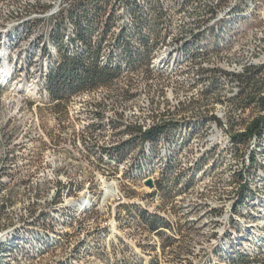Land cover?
<instances>
[{"label":"bare ground","instance_id":"6f19581e","mask_svg":"<svg viewBox=\"0 0 264 264\" xmlns=\"http://www.w3.org/2000/svg\"><path fill=\"white\" fill-rule=\"evenodd\" d=\"M8 1L4 0V3ZM191 11L193 9L188 8L182 13L168 14L159 36L153 41L154 48L141 68L135 71L123 69L120 76L107 86L60 99L73 111H62L63 102L50 98L47 86L48 75L62 61L52 39L54 25L34 27L32 17L8 24L4 21L6 26L0 27V37L12 30L6 36L7 45L12 50L17 48L15 53L20 51L22 54L21 67L26 66V58L32 55L33 49H38L37 61L40 57L46 60L40 69L35 68L39 69L40 76L32 69H25L18 76L22 82L25 74L29 77L24 89L20 90L21 96L35 92L37 102L59 106L58 120L66 124L68 115L74 130L61 131L56 136L42 129L37 122L32 130L29 125L28 130L19 136L11 132L0 134V264H40L46 258L43 256L48 257L63 248L70 252L87 251L95 244L90 245L91 239L97 236L108 239L104 230H88L89 223L96 221L101 212L109 215L110 211L117 220L115 209L119 205L130 206L135 214L132 218L137 236L127 247L130 252L162 254L177 248L187 231L201 234L202 228H208L207 240L186 264H236L237 260L264 264V134L260 138L259 135L251 138L247 145L235 138L245 132L247 124L259 113L253 107V116L244 128L235 133L232 130L246 113L247 107L235 103L240 100L243 79L252 69L264 67V62L255 63L253 56L256 52L248 53L246 47L240 49L258 27L254 24L258 20L257 13L215 16ZM61 14L51 15L59 17ZM124 24V20L119 22L112 33L117 35ZM0 43L2 45L3 41ZM231 48V53H223ZM0 53V90H8L4 86L10 80L7 68L13 66L15 54L8 51L6 45ZM236 53V61L243 60L246 64L241 72L236 64L233 68H222L217 63L220 57L224 61L225 56ZM36 66L37 63L32 68ZM136 77L146 83L154 79L167 80L172 82L176 96L187 92L198 98L201 96L207 103L214 99L211 105L226 106L228 112L225 119L214 118L197 114L199 106L192 112L193 109L186 111L179 105L174 108L175 113L172 110L167 113L166 104H163L166 102H160L161 97L149 92L143 94L140 87L134 86ZM21 84L18 82L10 88ZM104 92H108L106 100L111 101L118 112L109 114L108 105L101 98ZM118 92L122 93L115 94ZM147 96L151 97L148 98L150 101L147 103L146 98L142 102L141 97ZM129 111L130 115L133 114L131 121L123 115ZM152 127L167 130L156 140H143L146 129ZM68 141L73 151L62 148ZM58 155H65L91 178L78 176L68 180L67 174L62 172L59 176L66 181L60 180L58 187H48L45 191L49 186L45 173L49 171L50 158ZM84 155L95 160L90 162V168L79 157ZM107 168L116 170L118 176L130 184L146 183L153 177L157 186L151 188L145 199L164 202L163 193H168L171 195L168 207L159 209L147 201H129L124 192H121V200L127 201H118L115 207L113 196H107V189L100 188L98 183L100 175H107ZM239 174L242 178L238 177ZM94 178L96 185L91 183ZM123 185L124 182H117V189L124 190ZM25 192L32 195L31 201L22 198ZM151 217L164 220L165 226L146 232ZM77 222L81 224L74 235ZM180 225L179 237L177 226ZM110 235L117 238L112 229ZM149 236L156 241H145ZM163 238L172 245L165 246ZM108 240V247L116 246L117 239L115 242L112 237ZM99 249L95 251L102 250ZM63 263L56 260L50 264Z\"/></svg>","mask_w":264,"mask_h":264},{"label":"rangeland","instance_id":"374dc122","mask_svg":"<svg viewBox=\"0 0 264 264\" xmlns=\"http://www.w3.org/2000/svg\"><path fill=\"white\" fill-rule=\"evenodd\" d=\"M1 1L2 0H0V2ZM237 1L238 0H201L200 2L193 4L189 8L193 9V11H191L190 13H206L207 12V13H212V15H215V16H220L221 13H235V12L238 13L239 11H242V13H257L258 20L255 21L256 23L254 22V24H256L255 26H258V27L256 28L255 33L254 32L252 33L254 36L251 35L248 38V40L244 42L243 44L244 46L242 45L240 49L243 50L244 47H246L245 51H248V53L252 54L253 52H256L253 56L255 59V63L256 64L263 63L264 62V40H262L263 43L259 41L261 39H264V0H250V1L249 0H239V4H237ZM70 3H71V0H9L6 3H4V0H3L0 4V24H1L0 27H5L6 24L10 23L11 21H14L20 18H26V17L34 18L33 24H32V26L34 27H37V25H41V24H48L49 26L53 24L59 25V23H62L61 19L58 21L60 17H57L56 15H51V14L67 13L69 8L71 7ZM63 5L64 6L66 5V7H62ZM66 16L68 15L66 14ZM4 21L6 22V24ZM11 31H12L11 29L8 30L0 37L1 42L3 41V43H5L4 45L2 43L3 46L0 43V49H5V45H6L7 50L12 51L15 54L12 59L13 66L10 67L8 65V68H7L9 71L8 77L10 80L7 81V83L4 84V86H6V89L8 90H0V134L7 135L8 133L11 132L19 136L22 134L21 133L22 131L25 132L28 130L29 125L30 127H32L31 128L32 130L33 125L36 126L38 124L41 125L42 129L48 131L49 134L54 133L55 135L57 134L56 136H58V134L61 133V131L63 133H66V132H70L71 130H74V124L72 120L69 119L68 115L65 121L67 122L66 124L58 120L59 113L61 112V110L59 109V106H54V104L51 102H46L47 104H52V105H49L48 107L40 106V104L42 103L37 102V100L35 99L37 95L35 94V92L24 94V96L27 98H23V96H21L22 92H20V90L24 89L26 81L29 79V77L25 74V78H23V82H22L18 80V76L22 75L21 72L24 71L25 69H28V70L32 69V71H34V74H37L40 76L39 69L40 67L44 66V63L46 60L40 57L39 60L37 61L36 57L38 55L37 54L38 49H33L31 51L32 55L26 58V61H25L26 66L21 67L19 62L21 60L20 56H22V54L20 53V51L15 53L17 48L12 50L13 48H10L7 45L8 41L6 40L7 39L6 36ZM258 42L259 44H257ZM28 52H30V49L28 50ZM238 54L236 53L233 55L225 56V58L223 59L224 61H221L222 58L220 57V59L217 60V63L221 64L222 68H226V66L233 68V66L236 64L237 70L241 72V70H244L246 64L243 60L236 61ZM59 56L61 58V53H59ZM35 63H37V66L32 68V66ZM35 68H39V69H35ZM139 78L140 77H136L134 79V82H133L134 86H136L138 89L140 87L139 90H141L143 94L148 95V92H149L152 95L156 94V96H158L159 98L161 97L160 102L162 103L164 101L166 102L163 104H166L165 110L167 113L168 111L170 112L171 110H172L171 112L175 113L176 111H173V110L177 109L179 105L185 108L186 111H191V109H193L192 112H194V109H196L197 106H199L198 107L199 110L197 112L195 111L197 114L209 115L214 118L223 117V119H225V115L228 112V108H226V106L225 107L215 106L214 104L211 105L212 101H215L214 99L213 100L210 99L209 102L207 103L205 102L206 101L205 99L203 100L201 99L202 98L201 96L198 98V96L192 93H187V92L183 94L181 93L180 95H178L179 96L178 97L176 96L177 93L175 92L174 87L172 86V82H169L167 80L163 82V80L154 79L146 83L144 82V80H142V78L140 79ZM11 80L13 81L12 84L8 85L9 83H11ZM18 82L22 83L20 87L15 86V87L10 88L11 86L15 85ZM133 83L131 82L129 84L133 85ZM155 83L157 84L155 85ZM143 90H145V92L147 93H145ZM107 93L104 92V94H101L102 96L101 98L104 99L106 106L108 105L107 107H108L109 114L111 113L114 114V112L115 113L118 112L116 111L118 109L111 103V101L107 102L106 97H105ZM119 93H122V92H118L115 94H119ZM146 98L147 100H145ZM148 98H151V97H148V96L141 97L142 102L144 100L146 102L150 101ZM139 101H138V104L140 105L141 101L140 102ZM238 102L239 101L236 100L235 103L239 105ZM38 104L39 106L35 108V105H38ZM119 109L122 111L121 108ZM130 113H131L130 111L123 113L124 118L129 121L132 120V115H133V114L130 115ZM252 114L253 113L251 112V115L249 117H246L244 120L242 119L243 121H241L237 125H233L232 127V130L234 131L233 133L243 129L244 126L251 120L253 116ZM35 119H37L38 121H36ZM50 162L51 163L48 164L49 171L45 173L47 177L46 181H48V183L46 184L49 186L45 187V191L49 189L48 187H50V189H53V187H56V186L58 187L60 180H62L63 182L66 181V178L59 176V173H62V172H65L67 174L68 180L71 178L78 177V176L88 179L89 173L86 174L85 172H82L79 166L76 163L71 162L69 159H67L65 155H58L55 157L51 156ZM89 178H91V176H89ZM91 183L96 185L95 178ZM122 188L125 190V183ZM126 191L127 192H124V195L129 201H134V200H130V196L139 197V201H142V200L147 201L145 199V196L150 194L152 190L151 188L149 189L146 186H142V188L141 187L138 188L137 184L126 183ZM31 196L32 195H29L28 192H25L22 198L25 201H31L32 199ZM44 196L46 197V194H44ZM148 200L149 201L147 202H150L151 204H155V206L159 209H166V207H168V204H169L167 198L165 199L164 202H159V201L155 202V200H152V199H148ZM134 202H137V201H134ZM130 208L131 207L127 205H119L118 207H116L115 213L118 217L117 220L113 219V213H111V211L109 215L106 212H101L96 217V221H94L93 223H89L88 225V230L99 228L101 230H104L108 234V239L112 237L114 239V242L117 239L116 246L108 247L107 244L109 243V240L107 239V237L103 238L102 236H97L90 240V245L91 243H95V244L93 247L90 246L91 249H88L87 251L70 252L69 249L63 248L59 250L57 253H54L53 255H50L47 258H45L43 262H41L40 264H50V263H54L56 260L57 261L60 260L64 262L63 264H67V263L68 264H186L187 261L188 262L192 261L194 254H196L197 251H199L198 250L199 246L205 243V241L207 240V235L210 234V231H209L210 229L208 228H202L201 234H199L196 231H193V232L187 231V234L181 240L182 242L177 248H175L174 250L164 251L162 254H159L156 252L146 253L145 251L130 252L128 251L127 247L128 245H130V243H132L133 240H135L137 236V233H136L137 230H135L136 223H134L133 218H132L133 215L135 216V214L134 212H132V210H130ZM171 212L174 213L173 210ZM110 229L113 230V233L115 236H117V238L110 235ZM139 241L141 242V240ZM145 241L150 242V241H156V240L153 236H149ZM164 242H165V246L172 245V243L169 240H167V238H164ZM110 244H112V242H110ZM53 247L58 248V246L57 247L53 246ZM94 248L95 249L100 248L99 250L101 249L102 250L95 251ZM185 250L190 253L185 252Z\"/></svg>","mask_w":264,"mask_h":264},{"label":"trees","instance_id":"16d2710c","mask_svg":"<svg viewBox=\"0 0 264 264\" xmlns=\"http://www.w3.org/2000/svg\"><path fill=\"white\" fill-rule=\"evenodd\" d=\"M200 1L71 0L69 11L59 16L58 21L61 19L62 23L53 24L52 39L62 61L47 77L50 98L65 99L73 93L107 86L123 69L138 70L153 50V41L168 14L185 12ZM123 20L126 24L114 35L113 30ZM263 75L264 67L252 69L243 79L239 106L254 107L259 113L247 124L245 132L236 135V140L243 145L264 134ZM157 128L142 135V139L153 141L166 133L167 129ZM163 197L169 199L171 195L163 193ZM148 226L149 230L156 231L165 226V221L151 217ZM236 264L248 263L237 260Z\"/></svg>","mask_w":264,"mask_h":264},{"label":"built area","instance_id":"2783aa9c","mask_svg":"<svg viewBox=\"0 0 264 264\" xmlns=\"http://www.w3.org/2000/svg\"><path fill=\"white\" fill-rule=\"evenodd\" d=\"M62 7H66V5L65 6L63 5ZM231 51H232V48L229 49V51L223 52V53L228 54V53H231ZM144 69L150 70V68H146V67ZM121 76H123V75H121ZM23 98H27V97L23 96ZM57 102H63V110L62 111H73V108L71 106H64V101L59 100ZM47 105H52V104H40V106H47ZM252 111H253V107L246 108V113H244L243 120L246 117H249L251 115ZM222 122H223L224 130H226V125H224V120H222ZM61 129H63V128H61ZM152 129H154V127H152L151 129H146L145 133H147L148 131H151ZM40 132H41V130H40ZM77 139H78V143H79V138H77ZM46 144H47V142H45V145ZM62 148L73 151V146L69 145V141H68L67 145H63ZM73 153H75V152H73ZM75 154H77V153H75ZM79 157L85 160V164L87 165L88 168H90V162L95 161L94 159L88 158L87 155L79 156ZM101 168H103V167L101 166ZM95 171H98V170H95ZM148 181H152L153 188H155L157 186V183L154 182L153 177L150 178ZM148 181H146V183ZM117 182H124L125 183V190H118L117 189ZM98 183L100 184V188H106L107 189V196H113V201L115 203V207L118 205V201H127V200H121V192H127L126 191V183L127 182H125L124 179H122L118 176V173L116 170L111 169V168H107V175H100V181ZM135 183H137V182H135ZM146 183H137V187L142 188V186H147ZM130 200L139 201V197L130 196ZM99 208H101V205H99ZM79 224H81V222H77L75 225L74 235H75V232L78 230ZM180 229H181V225L177 226V232H178L179 237H180ZM94 230H99V228L93 229L92 231H94ZM146 232H154V229L153 230H146ZM66 245H67V243H66ZM76 247H77V245H76ZM43 257L47 258V255L43 256Z\"/></svg>","mask_w":264,"mask_h":264},{"label":"water","instance_id":"95a60500","mask_svg":"<svg viewBox=\"0 0 264 264\" xmlns=\"http://www.w3.org/2000/svg\"><path fill=\"white\" fill-rule=\"evenodd\" d=\"M146 185H147L148 187H150V188L153 187V183H152V181H148V182L146 183Z\"/></svg>","mask_w":264,"mask_h":264}]
</instances>
